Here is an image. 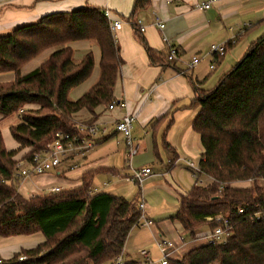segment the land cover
Here are the masks:
<instances>
[{
  "label": "trees",
  "instance_id": "trees-1",
  "mask_svg": "<svg viewBox=\"0 0 264 264\" xmlns=\"http://www.w3.org/2000/svg\"><path fill=\"white\" fill-rule=\"evenodd\" d=\"M149 5L150 0H134L127 21L155 64L163 58L146 45L133 25ZM75 41L98 47L99 76L72 100L70 92L90 77L94 67L90 50L74 60L70 43ZM48 49L51 53L38 67L20 73ZM122 62L104 9L90 5L46 14L0 35V74L14 75L13 80L0 83V119L17 117L9 132L18 144L7 150L0 127V237L36 232L44 237L0 264L111 262L139 225L142 211L137 196L127 200L107 192L91 194L94 176L106 171L102 167L82 172L75 187L36 196L21 193L15 179L13 157L20 148H30L25 156L29 159L56 132L76 133L74 121L92 122L99 107L107 108L116 100L113 92ZM191 104L198 108L192 129L203 148L199 173L211 180L205 186L194 183L181 195L170 219L179 223L183 237L194 239L203 226H216L206 217L222 213L230 219L233 235L225 244L195 246L168 264H264V215L258 221L248 218L256 210L264 211V33L212 88L196 87ZM25 106L32 107L25 110ZM80 111L88 117L78 116ZM235 182L248 183L238 187ZM238 208L244 214H238ZM21 255L25 259L18 261Z\"/></svg>",
  "mask_w": 264,
  "mask_h": 264
},
{
  "label": "crops",
  "instance_id": "crops-1",
  "mask_svg": "<svg viewBox=\"0 0 264 264\" xmlns=\"http://www.w3.org/2000/svg\"><path fill=\"white\" fill-rule=\"evenodd\" d=\"M133 1L0 0V35L19 25L35 22L43 15L68 12L85 5L108 8L114 18L123 22L115 34V42L119 46L123 62L113 94L117 101H125L126 107L111 111L99 107L96 119L107 123L111 129L116 119L125 113L132 115V137L138 146V153L128 158L122 137L110 130L106 136L94 139L92 149L83 158L76 160L78 168L75 171L57 169L27 179L25 182L30 183V191L26 195L47 194L52 187H75L80 183L82 172L102 167L106 171L96 174L94 179L102 177L104 180L96 186L93 179V194L107 192L127 200L137 196L138 205L143 204L144 218L152 221L151 226L156 225L157 239L166 238L161 228L166 223V227L171 226L172 232L180 237L183 235L182 228L170 217L177 210L180 196L186 194L194 184L193 170L189 163L198 165L203 151L200 137L192 129L198 111L191 104L196 87L212 88L242 57L249 44L260 33H264V0H218L207 10L195 8L197 3L205 0H150L149 7L138 18L143 17L146 26L141 34L144 42L163 58L155 64L150 63L144 45L136 38L131 23L127 21ZM158 23L164 27L159 28ZM245 24L249 25L244 27ZM230 39L232 42H228ZM220 43H226V52L222 57H213L209 54L210 45ZM70 46L74 50L75 61L89 50L94 57L90 77L70 92V98L75 100L99 76V49L90 41H75ZM171 47L177 50L178 55L173 63L166 60ZM51 51L52 49L43 51L25 65L32 64L30 70L35 69L46 60ZM39 56L41 59L35 62ZM193 56L198 57L199 62L188 68ZM212 63L214 67L211 69ZM78 116L88 117V113L80 111ZM137 156L140 158L134 162ZM142 167H150L153 172L142 179L139 185L133 180L125 179L132 170ZM159 197L161 203L157 201ZM158 207L159 214L156 210ZM135 228L137 227L133 229ZM201 233L203 232L196 233V237ZM129 235L126 241L132 237ZM43 239L40 232L0 237V261L9 259L20 249L35 246ZM184 243L178 241L176 245L173 243L171 248L166 249L169 259L181 258L179 251ZM147 244L144 247L149 248L150 245ZM123 249L127 261L133 260L132 254L126 251V242ZM157 250L159 251L158 248ZM159 254L161 256L160 251Z\"/></svg>",
  "mask_w": 264,
  "mask_h": 264
},
{
  "label": "built area",
  "instance_id": "built-area-1",
  "mask_svg": "<svg viewBox=\"0 0 264 264\" xmlns=\"http://www.w3.org/2000/svg\"><path fill=\"white\" fill-rule=\"evenodd\" d=\"M218 0H205L201 3H197L195 8L199 10H207ZM104 15L107 18L110 26L111 33L115 39L116 32L122 27L123 22L119 19L114 18L111 11L108 8H104ZM133 25L138 29L140 33H143L146 29L144 24V18H138ZM249 24L243 25L247 27ZM159 28H163L164 25L158 23ZM167 41L166 38H164ZM228 42H232L230 39ZM226 52V43L212 44L209 48V54L213 57H222ZM177 50L174 47L169 49L166 56V60L169 63H173L177 59ZM199 62V58L193 56L188 64V68L193 67ZM214 67L213 63L210 65L212 69ZM126 107L125 101L114 100L108 106L107 110L111 111L115 108ZM134 117L129 113H125L120 118L113 122V126L110 129L107 123H104L98 119L92 122L84 121H74V128L76 133L67 132H56L53 139L46 145V147L37 153H34L29 159L19 158L16 162V172L15 179L17 181L18 189L22 187L25 181L33 176L43 175L44 173L52 170H64L67 172L75 171L78 168V163L76 160L83 158L87 152L94 146V139L101 136H106L112 130L114 133L119 134L125 144L127 150L128 158L135 156L138 153V146L135 145L132 137V127H133ZM189 167L193 170L194 183L198 185H207L210 182V177H204L199 173L198 165L189 163ZM152 169L150 167H142L134 169L131 171L129 177L125 179L133 180L134 182H140L145 177L152 174ZM204 180V184H202ZM248 183V182H245ZM62 189L60 187H52L50 192H59ZM91 194L93 192L91 191ZM35 195L30 193V196ZM139 209H143V204L138 205ZM237 213L244 214L243 208H238ZM264 215V211L256 210L248 215L251 221H258ZM207 221L215 222L216 226L212 229H208L206 233H201L197 235L194 239H199L203 237L206 243L210 244H225L233 235V227L230 219L219 213L214 216L206 217ZM143 222L145 226H151L152 221L144 218L143 213L140 216V221ZM180 242L184 243V238L181 235L179 237ZM156 246L161 252V256L157 260H152L148 249H140L138 254L143 258L144 264H168L169 255L165 252L167 248H171L173 243L166 238L157 239ZM25 259V256L21 255L18 257V261ZM127 259L124 253V249L111 261L103 264H126Z\"/></svg>",
  "mask_w": 264,
  "mask_h": 264
},
{
  "label": "rangeland",
  "instance_id": "rangeland-1",
  "mask_svg": "<svg viewBox=\"0 0 264 264\" xmlns=\"http://www.w3.org/2000/svg\"><path fill=\"white\" fill-rule=\"evenodd\" d=\"M7 33H9V32H7ZM7 33H2V34L4 35ZM260 35H262V33H260ZM40 59H41V56H39L37 58V60H35V62L39 61ZM35 62H32V63L34 64ZM28 65L27 66L25 65L20 69L21 74L31 71L30 65H32V64H28ZM13 76H14L13 73L0 74V83H4V82H8V81L13 80V78H14ZM24 109L28 110V106H25ZM16 122H17L16 116H12L11 118H7V119H0L1 133H2L3 140H4L5 148L7 150H13V149H16L18 147V144L12 139L10 132H9V125L15 124ZM10 146H13V148L9 149L8 147H10ZM29 151H30L29 147L20 148L17 151V153L15 154V156L13 157V159L17 162V160L19 158H24L27 155V153H29ZM140 153H141V151L139 152V154ZM139 158H140V156H137L136 158H134V162L138 161ZM103 180L104 179H102V177H99V178L96 177L94 179V184L96 186H99ZM202 181H203L202 184H204L205 181L204 180H202ZM233 185L238 186V187H243V186H246L247 183L235 182ZM134 186H135V184H134ZM29 189H30V183H28V182L27 183L25 182V184L22 187H19V191L21 193H23L24 195H26V192L30 191ZM27 196H30V194ZM32 196H36V195H32ZM157 201H159L158 203H161L160 197L157 198ZM166 201L168 202V199ZM159 209H160L159 207L156 209L158 214L160 213V212H158ZM167 216H169V215H167ZM166 225H167V223L165 225L161 226V228L164 231V234L166 236V239L172 241L176 245L178 243V241H180L179 235L172 232L173 230L171 229V226L169 228V227H166ZM155 226L156 225H153L151 227H146L145 225H143V222H139V225L136 226L137 228H135L131 231L132 233H130V235H132V237L130 238V240L128 239L126 241V251L129 254H132L131 259H133V260H130V261H135L137 264H144L143 258L138 254V251L140 249L147 248V247H144V245L146 246L147 243L150 245V247L147 249L149 250L150 257L152 258V260H157L160 257L159 251L157 250V247H156V242H157L158 236L156 234L157 229ZM206 227L207 226H203L201 229H199L197 231V233L198 232L206 233L208 230V227L207 228ZM184 239H185V243L182 246L181 250L179 251V256L181 254L183 255L185 252H187L189 249H191L195 246H199V245L206 243V240L203 237L196 239L195 241H192V239L189 237H184Z\"/></svg>",
  "mask_w": 264,
  "mask_h": 264
}]
</instances>
